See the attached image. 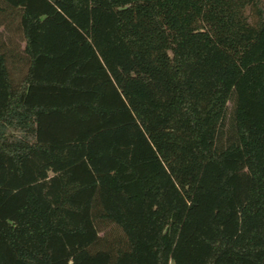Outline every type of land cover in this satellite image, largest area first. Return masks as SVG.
Returning a JSON list of instances; mask_svg holds the SVG:
<instances>
[{
	"label": "trees",
	"instance_id": "obj_1",
	"mask_svg": "<svg viewBox=\"0 0 264 264\" xmlns=\"http://www.w3.org/2000/svg\"><path fill=\"white\" fill-rule=\"evenodd\" d=\"M0 264H264V0H0Z\"/></svg>",
	"mask_w": 264,
	"mask_h": 264
},
{
	"label": "rangeland",
	"instance_id": "obj_2",
	"mask_svg": "<svg viewBox=\"0 0 264 264\" xmlns=\"http://www.w3.org/2000/svg\"><path fill=\"white\" fill-rule=\"evenodd\" d=\"M20 73V72H19ZM14 74H16V76H17V72L16 73H14ZM229 105V103H227V106Z\"/></svg>",
	"mask_w": 264,
	"mask_h": 264
}]
</instances>
